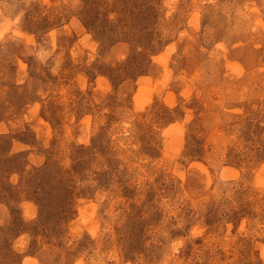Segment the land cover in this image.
Returning <instances> with one entry per match:
<instances>
[{
	"label": "rangeland",
	"instance_id": "obj_1",
	"mask_svg": "<svg viewBox=\"0 0 264 264\" xmlns=\"http://www.w3.org/2000/svg\"><path fill=\"white\" fill-rule=\"evenodd\" d=\"M0 264H264V0H0Z\"/></svg>",
	"mask_w": 264,
	"mask_h": 264
}]
</instances>
